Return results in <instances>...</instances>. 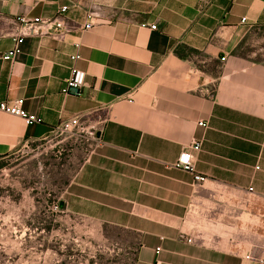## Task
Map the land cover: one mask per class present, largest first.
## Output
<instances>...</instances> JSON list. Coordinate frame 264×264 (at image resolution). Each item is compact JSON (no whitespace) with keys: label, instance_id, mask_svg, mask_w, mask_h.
<instances>
[{"label":"crops","instance_id":"1","mask_svg":"<svg viewBox=\"0 0 264 264\" xmlns=\"http://www.w3.org/2000/svg\"><path fill=\"white\" fill-rule=\"evenodd\" d=\"M22 15L62 27L5 58ZM18 98L42 121L0 110V156L80 116L61 206L133 234L135 264H264V0H0V103ZM195 141L200 182L176 165Z\"/></svg>","mask_w":264,"mask_h":264},{"label":"rangeland","instance_id":"2","mask_svg":"<svg viewBox=\"0 0 264 264\" xmlns=\"http://www.w3.org/2000/svg\"><path fill=\"white\" fill-rule=\"evenodd\" d=\"M69 134L0 156V264H135L133 234L99 237L96 220L61 206L80 157Z\"/></svg>","mask_w":264,"mask_h":264},{"label":"built area","instance_id":"3","mask_svg":"<svg viewBox=\"0 0 264 264\" xmlns=\"http://www.w3.org/2000/svg\"><path fill=\"white\" fill-rule=\"evenodd\" d=\"M66 7L63 6L60 9L59 13L65 12ZM89 22L85 25V29H89L93 26V19L100 16L99 4L97 2H93L91 8L88 11ZM19 25L16 28V31L12 34L13 37V48L8 53L4 55L5 58H13L18 55L22 51V45L24 43L25 37L29 34H40L46 30H59L62 27V23L53 18H45V17H29L26 15L19 16L18 18ZM156 24H151L150 28L156 29ZM76 57V56H74ZM85 71L79 68L72 69V75L69 78L66 86L64 87V92H70L71 88L78 87L80 88L84 84L85 80ZM0 110L18 115L24 118L27 124H32L35 122H41V118L34 114H30L24 108V99L18 98L11 102H2L0 103ZM205 125L204 123H201ZM61 132L67 133H75V132H83L84 127L81 122L80 116L76 115L72 118L64 121L59 127ZM201 146V142L195 141L193 142L189 148L184 150L176 165L183 167L186 170H190L194 172V164H193V150H199ZM194 178L197 182L203 181L205 176L199 173L194 172ZM252 189V188H251ZM191 240V239H189Z\"/></svg>","mask_w":264,"mask_h":264},{"label":"water","instance_id":"4","mask_svg":"<svg viewBox=\"0 0 264 264\" xmlns=\"http://www.w3.org/2000/svg\"><path fill=\"white\" fill-rule=\"evenodd\" d=\"M79 90H80V88H78V87L71 88V91L75 92V93H79Z\"/></svg>","mask_w":264,"mask_h":264}]
</instances>
